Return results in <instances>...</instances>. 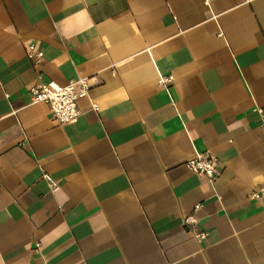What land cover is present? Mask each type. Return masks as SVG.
Returning a JSON list of instances; mask_svg holds the SVG:
<instances>
[{"label":"crops","instance_id":"crops-1","mask_svg":"<svg viewBox=\"0 0 264 264\" xmlns=\"http://www.w3.org/2000/svg\"><path fill=\"white\" fill-rule=\"evenodd\" d=\"M261 109L264 0H0V264H264Z\"/></svg>","mask_w":264,"mask_h":264},{"label":"built area","instance_id":"built-area-1","mask_svg":"<svg viewBox=\"0 0 264 264\" xmlns=\"http://www.w3.org/2000/svg\"><path fill=\"white\" fill-rule=\"evenodd\" d=\"M28 57L32 58L36 63L40 62L44 57V51L37 48L35 44H29L27 49ZM171 80V77H161L160 82L165 84ZM91 88L90 80L87 77H82L76 80H71L67 85H61L55 80H44L43 77L31 87V103H47L53 117L60 123L71 124L78 121L81 116L78 101L80 98L86 97ZM95 110H99V106H93ZM261 117V128L264 131V109L259 110ZM187 168L190 170L207 176L210 179H215L219 174V161L212 155H198L186 162ZM53 187H56L55 181L50 175L45 174ZM264 192V187L260 189ZM255 196L258 194L255 193ZM201 204H196L194 209H199ZM197 220L194 215L185 217L186 225H196ZM199 240L203 241L207 238L208 233L199 230L196 233Z\"/></svg>","mask_w":264,"mask_h":264}]
</instances>
